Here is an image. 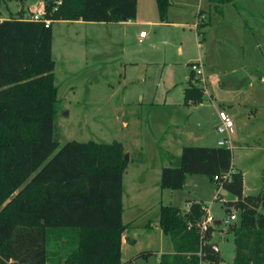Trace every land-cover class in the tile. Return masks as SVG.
I'll use <instances>...</instances> for the list:
<instances>
[{
    "label": "trees",
    "instance_id": "1",
    "mask_svg": "<svg viewBox=\"0 0 264 264\" xmlns=\"http://www.w3.org/2000/svg\"><path fill=\"white\" fill-rule=\"evenodd\" d=\"M217 6L234 0H209ZM161 21L169 0H155ZM220 11V10H219ZM16 14L0 20V264H129L154 254L143 250L123 261L121 222L123 173L128 161L119 142L68 141L59 147L56 116L61 108L54 83L52 24L57 21L116 23L136 17V0H44L38 19ZM46 22L49 24L46 26ZM199 79L183 90L185 105L202 102ZM161 169V189H181L190 175L220 178L234 197L222 203L234 242L231 264H264V167L255 194L243 193L242 175L232 169L227 147L185 146ZM169 158V159H167ZM227 176L226 179L223 177ZM160 207L159 228L173 254L158 264H220V256L199 255L215 228L200 231L206 216L200 202ZM237 221V222H236Z\"/></svg>",
    "mask_w": 264,
    "mask_h": 264
},
{
    "label": "crops",
    "instance_id": "2",
    "mask_svg": "<svg viewBox=\"0 0 264 264\" xmlns=\"http://www.w3.org/2000/svg\"><path fill=\"white\" fill-rule=\"evenodd\" d=\"M4 1L0 0V20L16 14L21 8L25 10V15L38 14L22 6L12 11L9 7H4ZM239 1L223 4L219 6V11L215 8L217 4L209 0H169L166 20L161 21L155 0H136L135 19L103 23L108 27L97 31L108 39L101 40L102 45L98 44L102 52H98L96 58L98 61L118 64L119 70L113 71L112 82H116L128 98L139 96L138 110H135L132 102L125 101L122 102L123 105L129 108L125 109L126 113L122 115V109L115 112V120H119L124 132L118 140L113 141L121 143L128 155V164L122 177L121 222L127 227L121 235L123 261L140 251L151 250L154 252L151 264H158L160 255L174 253L170 237L158 226L161 206H175L184 213L188 202H200L206 215L213 218V227L221 225V221L228 216L218 220L209 214V207L213 204L207 206L209 200L206 199L215 201L216 184L207 176L205 179L199 178L204 175L187 176L183 187L177 190L161 189L159 186L161 169L168 164L161 158L160 151L172 153L174 159H177L185 146H217V141L222 137L215 131V126L219 123L217 113L220 110L226 112L234 123L233 132L229 136L232 169L242 175L243 193L252 194L245 192V172L243 167L235 166L234 151L251 147L264 150L263 140L257 142L259 136L264 135V129L252 126L255 121L258 122L260 114L263 113L264 117V107L259 106L261 94L258 84H264V76L259 70L261 40L260 35H257L263 25L260 19L264 20V16L259 12L261 5L256 0H241L246 11L237 14L241 19V30L235 31L237 36L227 24L221 25L222 21L217 23L216 19L214 24L219 25L215 28L211 25L210 16L213 9L223 20L224 8ZM199 17L202 20L196 24ZM185 27L193 28L196 34H202L204 40L199 41L196 46V57L185 54L189 50L183 54L181 43L171 45L174 53L183 54V58H175L167 41L160 39L161 34ZM211 29L214 31L211 32ZM142 31L146 32V36L139 38ZM233 35L236 38H232ZM251 54L254 57L256 54V62ZM197 61L202 65L204 96L201 103L189 106L184 104L183 90L191 80L190 65ZM182 64H187L188 67L183 69ZM106 81L111 84L110 80ZM150 82L154 83L155 88L146 89ZM215 86L219 89L214 92L217 88ZM222 88L239 89L231 92L234 93L232 98H224L220 93ZM191 113L197 114L204 121L199 128L188 123ZM130 127L133 128L132 134L129 132ZM243 155L248 156L247 153ZM261 163L262 170L264 157ZM257 187L253 191H257ZM206 193L210 198H205ZM180 203H184L183 208ZM219 204L221 207L222 203ZM217 221L220 224H216ZM213 233L210 242L215 241ZM220 252L221 257L222 250ZM149 259H145V262L150 263ZM136 260L129 264H134ZM204 263L206 262L202 264ZM220 264L227 263L223 259Z\"/></svg>",
    "mask_w": 264,
    "mask_h": 264
},
{
    "label": "rangeland",
    "instance_id": "3",
    "mask_svg": "<svg viewBox=\"0 0 264 264\" xmlns=\"http://www.w3.org/2000/svg\"><path fill=\"white\" fill-rule=\"evenodd\" d=\"M44 0H5L4 7H9L10 10L16 9L18 6L28 8L34 13H41V8ZM241 1V0H240ZM240 1L234 5H228L224 8V17L221 20L216 12L212 9L210 16L212 17L211 25L218 27L219 24H214V19L221 25H228L230 30L234 31L233 34L237 36L235 31L241 30V19L237 15L246 11V8L242 7ZM256 3H260L262 16H264V2L262 0H256ZM244 4V3H243ZM3 7V8H4ZM252 7V6H250ZM30 14V13H29ZM31 15V14H30ZM260 23L263 24L257 35H260L261 40V54L259 56L260 67L259 70L264 76V20L260 19ZM108 26L103 23L97 22H82V21H57L52 24V59L54 65V83L58 88V99L61 104V108L56 116V138L61 147L68 141L86 142L89 140L95 142L109 143L113 140H118L120 135L124 132L121 130L119 120H115V112L118 109L123 115L126 113L125 109H129L122 102L129 101L138 110L139 96L136 98H128L126 92L115 82H112L113 71L119 70V65L114 62L98 61L96 56L98 52H102L98 44H101V40H107L108 37L104 34L99 35L97 32L99 29L104 30ZM214 28V29H215ZM188 27L183 29L176 28L169 32L161 34L160 39H165L169 49L174 54L175 58H183V54L189 50L187 55L197 56V44L203 42L202 34H196L195 30ZM214 31L211 29V32ZM105 32V31H104ZM196 34V35H195ZM235 36L233 35L232 38ZM236 38V37H235ZM85 40V43L83 42ZM182 44L183 54L179 55L178 52L174 53L171 45ZM107 49V48H106ZM158 53V52H157ZM254 58L257 60L256 54ZM157 58V57H154ZM251 58V59H253ZM245 61V58L243 59ZM187 64H182L181 68L185 69ZM188 67V66H187ZM153 71H156L153 70ZM206 71V67H205ZM110 78V79H109ZM110 80L111 84H108ZM118 81L119 79L116 78ZM198 84H201L199 82ZM260 89V102L259 106L264 107V84L259 83ZM219 89L218 86H215ZM155 88L154 83L150 82L146 86V89ZM240 88V87H239ZM237 89L227 88L220 91L224 98H232ZM146 92V91H145ZM124 94V95H123ZM124 96V97H123ZM177 96V93L175 94ZM125 98V99H124ZM156 100V99H155ZM144 102H147L144 100ZM126 108H124V107ZM263 108H261L262 111ZM260 111V113H262ZM120 118V117H119ZM258 122L253 123L255 129H264V117L263 113L257 118ZM129 132L133 133V128H129ZM260 139L257 142H264V135L259 136ZM262 145L264 146V143ZM128 144L126 143V146ZM131 149V147H129ZM165 152V151H164ZM247 153V155H243ZM167 156L174 158L172 153L165 152ZM264 157V150L255 149V147L248 148L247 150L234 151V164L238 168L243 167L245 172V192L252 194L257 191H253L254 188H260L261 185V160ZM169 159V158H167ZM164 161H168L164 159ZM199 178L205 179V176H199ZM206 181V180H204ZM251 190V191H250ZM204 196L208 197V193ZM224 201H232L234 197L230 194L223 195ZM207 201L206 205L209 207L210 215L215 219L220 220L225 218V208L218 201ZM184 203H180V207L183 208ZM185 209V208H184ZM264 212L263 209H261ZM237 222V221H236ZM213 240L219 243V248L222 250L221 257L225 263L231 264L232 257L234 255V242L231 233H226L227 225L221 224L218 227H214ZM168 237V236H166ZM167 240L169 238H166ZM150 263L145 262V258H139L134 264H151L152 256L148 257ZM204 264H213L206 261Z\"/></svg>",
    "mask_w": 264,
    "mask_h": 264
},
{
    "label": "built area",
    "instance_id": "4",
    "mask_svg": "<svg viewBox=\"0 0 264 264\" xmlns=\"http://www.w3.org/2000/svg\"><path fill=\"white\" fill-rule=\"evenodd\" d=\"M57 2H59L60 0H56ZM32 18L34 20L38 19V15L35 14L32 16ZM202 17H199V19H197V22L201 21ZM49 23L46 22V26ZM194 27L196 28L197 25H194ZM139 38H144L146 36V32L142 31L139 33ZM190 70L193 73V76L197 79H199V81L201 82L200 86L204 89V83H203V70H202V65L200 63V61L191 63L190 65ZM218 119H219V123L215 126V131L218 135L222 136L221 139H219L217 141V146H221V147H227L230 149V139L229 136L230 134L233 132V120L232 118L224 111L220 110L217 113ZM224 179L227 178V176L223 177ZM215 184H216V193H215V198H218L222 196V182L220 181V178L217 176H214L213 178ZM189 206H187V210H188ZM186 210V211H187ZM236 220V214L235 212H232L230 215H228L225 219H223L221 221L222 224L224 225H229L230 223L234 222ZM214 224V220L211 216L206 215L201 221L200 223H198V228L200 231L205 230L209 225H213ZM199 255L203 254V244L200 246V251L198 253Z\"/></svg>",
    "mask_w": 264,
    "mask_h": 264
},
{
    "label": "water",
    "instance_id": "5",
    "mask_svg": "<svg viewBox=\"0 0 264 264\" xmlns=\"http://www.w3.org/2000/svg\"><path fill=\"white\" fill-rule=\"evenodd\" d=\"M204 122L197 114L191 113L188 117V123L194 127L199 128L200 124ZM124 160L128 161V155L124 154ZM227 193L223 191L222 195H226ZM216 224H220L219 221H217ZM220 250L218 248V243L216 241L214 242H204L203 243V254L204 255H211V256H219Z\"/></svg>",
    "mask_w": 264,
    "mask_h": 264
}]
</instances>
